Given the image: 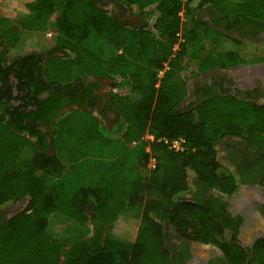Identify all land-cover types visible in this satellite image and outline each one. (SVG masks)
I'll use <instances>...</instances> for the list:
<instances>
[{
  "label": "trees",
  "instance_id": "1",
  "mask_svg": "<svg viewBox=\"0 0 264 264\" xmlns=\"http://www.w3.org/2000/svg\"><path fill=\"white\" fill-rule=\"evenodd\" d=\"M119 2L146 22L128 27L97 0H31L16 19L0 16V208L23 201L0 216V264H174L165 227L215 244L241 264L246 253L225 243L220 212L187 195L194 183L233 195L236 177L217 141L230 134L254 144L264 123L232 99L181 101L191 75L240 61L218 49L223 33L204 26L201 13L264 21V0ZM54 14L57 49L16 55L6 65L22 31L46 29ZM89 77L118 88L112 127L86 109L97 99ZM145 132L182 137L185 148L152 142L148 152Z\"/></svg>",
  "mask_w": 264,
  "mask_h": 264
},
{
  "label": "flooded vegetation",
  "instance_id": "2",
  "mask_svg": "<svg viewBox=\"0 0 264 264\" xmlns=\"http://www.w3.org/2000/svg\"><path fill=\"white\" fill-rule=\"evenodd\" d=\"M200 18L206 24L204 26L223 33L220 43L223 39H229L236 45L251 42L258 46L259 52L247 54L225 49L237 52L240 61L191 75L186 83L187 92L181 106L193 107L207 97L232 99L255 109L259 115L258 123H264V21L250 22L221 17L211 10H204ZM51 49L57 47L35 51L47 52ZM2 53L5 50L0 46V65L4 66ZM6 54L5 64L8 65L15 56L8 57ZM10 78L12 80V75ZM91 78H87V81L95 83L91 86V95L97 99L92 106L85 100L88 104L86 109H92L110 126L116 119L114 116L113 120V112L109 107L113 87L104 91L106 84L110 85L102 84L104 77ZM255 136L254 144L244 136L230 134L217 141L223 166L232 170L236 177L238 187L233 195L219 197L207 186L197 183L193 184V190L187 195L191 200L208 204L220 212L225 243H235L246 253L241 264H264V126L256 129ZM17 203L15 201L1 207L0 216L8 218L17 212L13 210ZM164 243L174 264H233L228 262L219 246L183 239L172 227H165Z\"/></svg>",
  "mask_w": 264,
  "mask_h": 264
},
{
  "label": "rangeland",
  "instance_id": "3",
  "mask_svg": "<svg viewBox=\"0 0 264 264\" xmlns=\"http://www.w3.org/2000/svg\"><path fill=\"white\" fill-rule=\"evenodd\" d=\"M31 0H0V15L8 17L10 19H16L18 16L26 12V3ZM99 5L109 9H113L115 7L114 3L110 0H97ZM111 8H110V7ZM117 6V12L112 10L119 18L125 19L126 10L122 6V8ZM56 14V13H55ZM55 14L52 16L48 27L44 30H33V31H23L20 35L18 42L14 45L12 49H10L8 53V57L24 54L34 50H44L49 47H55L57 32L55 28L52 26V22ZM136 18L132 22V24H140L145 23L146 19L143 16H135ZM126 20V19H125ZM124 20V21H125ZM93 43L96 44V40H93ZM219 50L225 49H234L241 53L252 54L259 52L258 46L254 43L244 42L240 45H236L229 39H223V42L218 45ZM127 56L129 58H133V54L131 51H126ZM107 88H104V91ZM23 205V201H18L16 206L14 205V209L18 211ZM57 224H52V229L57 228Z\"/></svg>",
  "mask_w": 264,
  "mask_h": 264
},
{
  "label": "built area",
  "instance_id": "4",
  "mask_svg": "<svg viewBox=\"0 0 264 264\" xmlns=\"http://www.w3.org/2000/svg\"><path fill=\"white\" fill-rule=\"evenodd\" d=\"M180 41L181 39L179 38L176 44L174 45V49L178 47ZM167 67H168L167 63H164L163 68L158 72L159 77L163 74V72L167 69ZM140 140L146 142V150L148 152H150V143L152 142H162L167 146V148L175 152L183 151L185 148L184 139L182 137H177V138L158 137L153 133L145 132L140 136ZM132 143H135V141H132ZM154 162H155L154 157L150 156L149 158L150 168L154 167Z\"/></svg>",
  "mask_w": 264,
  "mask_h": 264
},
{
  "label": "crops",
  "instance_id": "5",
  "mask_svg": "<svg viewBox=\"0 0 264 264\" xmlns=\"http://www.w3.org/2000/svg\"><path fill=\"white\" fill-rule=\"evenodd\" d=\"M113 3H114V5H115V7L113 8L114 9V11L115 12H117V6L118 5H120L119 7L120 8H122V5L120 4V2H119V0H113ZM102 7V6H101ZM110 7V6H109ZM124 7V6H123ZM102 8H104V7H102ZM111 8V7H110ZM125 8V10H126V13H125V16H124V18L126 19H121V18H119V16H117L111 9H109V12L110 13H112L117 19H119L122 23H124L126 26H128V27H136V26H140V25H142L143 23H140V24H132V22L134 21V19L136 18L135 16H142V15H139L138 13H136L134 10H131V9H129L128 7H124ZM104 9H107V8H104ZM0 16H2V15H0ZM52 18V17H51ZM146 19V18H145ZM13 20V19H12ZM24 31H26V30H24ZM23 32V31H22ZM20 38V37H19ZM19 40V39H18ZM18 42V41H17ZM16 42V43H17ZM91 78V77H90ZM92 79V78H91ZM95 82H97V81H95ZM106 84V83H108V84H110V85H107L106 84V88H109V87H113V82L111 81V80H109V79H107V78H104V79H102V84ZM112 91L113 92H117L118 91V88H112ZM115 115L112 113V118H113V120L115 119V117H114ZM103 121L105 122V119L103 118ZM115 121H116V119H115ZM115 121H113L111 124L113 125L114 123H115ZM111 122V120L109 121V123ZM106 123V122H105ZM107 124V123H106ZM112 125H108V127H112ZM168 228V227H167ZM205 247H208V245H206Z\"/></svg>",
  "mask_w": 264,
  "mask_h": 264
}]
</instances>
